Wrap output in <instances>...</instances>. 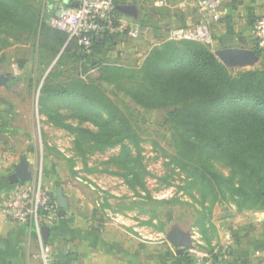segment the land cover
<instances>
[{
    "label": "rangeland",
    "instance_id": "1",
    "mask_svg": "<svg viewBox=\"0 0 264 264\" xmlns=\"http://www.w3.org/2000/svg\"><path fill=\"white\" fill-rule=\"evenodd\" d=\"M29 1L40 9V18L46 14L43 0ZM157 8L152 3L145 7L148 24ZM164 26L159 31L150 27L139 39L119 36L114 44L95 45L81 58L76 56L79 51L60 58L62 48L45 68L38 59V37L33 39L7 24L1 26L0 74L10 73V80L7 86L0 87V161H19L26 156L29 161L42 163L44 183L45 174L59 177V185L77 194L82 207L87 202L93 205L101 218L106 208L123 207L131 212L136 207L148 235L159 231L166 236L174 226L189 231L193 239L190 256L196 264L212 255L216 247L222 259L230 257L235 245L241 257L244 249L253 245V262L244 258L242 264H261L264 210L238 209L230 198L214 205L209 197L203 201L191 175L197 153L193 135L170 119L171 107L146 108L130 94L138 91L141 67L153 43L163 35ZM101 62L110 64L111 70L93 71L94 65ZM230 68L237 71L253 67ZM50 71L56 81L75 90H83V84L95 87L101 92V100L126 116L140 137L139 149L130 145L133 161H125L119 145L99 150L89 136L77 137L46 122L45 116L39 114L38 99ZM53 105L66 115L71 113L63 102ZM67 122L97 131L89 121L68 117ZM182 162L189 166L184 168ZM211 165L226 176L231 173L225 159L213 158ZM216 210L222 213L217 216Z\"/></svg>",
    "mask_w": 264,
    "mask_h": 264
},
{
    "label": "trees",
    "instance_id": "2",
    "mask_svg": "<svg viewBox=\"0 0 264 264\" xmlns=\"http://www.w3.org/2000/svg\"><path fill=\"white\" fill-rule=\"evenodd\" d=\"M40 13L29 0H0V27L7 24L33 39L38 37V59L43 68L62 48L60 58L78 51L77 58L86 55L75 40L68 41L64 31L49 23L51 10L41 18ZM118 37L95 38L92 47L114 44ZM209 47L191 40L154 46L141 67L139 89L130 94L146 108L171 107L170 119L193 135L197 153L191 175L203 201L209 197L214 205L230 198L238 209L264 210V64L232 71ZM254 50L264 58V47L255 46ZM111 67L107 62L94 65L97 71ZM53 76L52 71L46 75L38 99L39 114L46 122L77 137L89 136L99 150L119 145L125 161H133L130 145L139 149L140 137L126 116L101 100L95 87L83 84V90H75ZM58 102L71 113L66 115L53 105ZM68 117L89 121L97 131L67 122ZM213 158L225 159L231 166L230 175L214 169ZM71 259L70 254H53L54 264H70ZM215 260L221 261L222 255L215 254Z\"/></svg>",
    "mask_w": 264,
    "mask_h": 264
},
{
    "label": "crops",
    "instance_id": "3",
    "mask_svg": "<svg viewBox=\"0 0 264 264\" xmlns=\"http://www.w3.org/2000/svg\"><path fill=\"white\" fill-rule=\"evenodd\" d=\"M196 1L169 0L167 7L157 8L158 12L151 16L152 22L149 25L155 26V31H159L165 28L164 25L168 29L201 21L203 14L197 8ZM216 1L222 13L220 20L210 25L214 39L210 48L214 54L233 46L254 49L256 39L253 24L257 18L264 16V0ZM74 3L75 0H43L47 8L46 14L49 10L54 13L58 9H66ZM151 3L154 5V0H137L139 20L147 22L145 7ZM262 63L264 64V58L257 55V60L251 67ZM29 162L32 168L35 161ZM16 163L18 161H0V193L16 187L17 184L8 182L7 178ZM56 180L59 177L45 174L46 186L53 192L61 188L68 198L69 207L65 217L57 215L49 224L48 243L53 254L72 255L70 264H196L191 259V250L188 253H177L163 233H144L136 207L131 212L123 207L117 210L106 208L104 211L107 216L101 218L93 205L87 202L85 208L82 207L83 204L77 202V194L73 191L69 194L65 186L59 185ZM221 213V210L215 211L217 216ZM235 247L233 255L224 257L217 264H242L244 258L253 262V245L244 249V257L238 256V247ZM38 253L39 242L29 226L0 213V264H42ZM261 262L264 264V259Z\"/></svg>",
    "mask_w": 264,
    "mask_h": 264
},
{
    "label": "built area",
    "instance_id": "4",
    "mask_svg": "<svg viewBox=\"0 0 264 264\" xmlns=\"http://www.w3.org/2000/svg\"><path fill=\"white\" fill-rule=\"evenodd\" d=\"M76 5L58 9L50 23L68 35V41L75 40L85 53L91 50L95 38L106 35L126 36L139 39L150 29L144 20H134L117 10L118 0H75ZM169 0H154L156 7H167ZM196 6L203 19L186 26L169 27L153 43L157 46L165 41L191 40L212 46L214 39L210 25L221 18L222 11L216 0H197ZM256 46L264 47V16L253 24ZM93 71H97L94 68ZM28 181L17 184L15 188L0 193V213L13 221L26 223L35 233L39 242L38 257L42 264H54L53 253L48 242H44L41 226L49 225L57 217L58 204L54 192L44 183L42 163H34ZM53 194V196H52ZM218 253L214 248L213 254ZM206 255L199 264H217L214 255Z\"/></svg>",
    "mask_w": 264,
    "mask_h": 264
},
{
    "label": "water",
    "instance_id": "5",
    "mask_svg": "<svg viewBox=\"0 0 264 264\" xmlns=\"http://www.w3.org/2000/svg\"><path fill=\"white\" fill-rule=\"evenodd\" d=\"M76 5V3H74ZM137 0H118L117 10L121 14L134 20H139V9L136 6ZM221 62L228 67H251L257 60V55L252 48H243L239 46L226 47L215 54ZM10 73L0 74V87L7 86L10 80ZM32 171L30 162L26 156L20 157L18 163L13 167V172L8 175V182L12 184H23L31 177ZM55 197L58 204V217H65L69 207L68 198L64 195L61 188L55 191ZM41 235L44 242H48L50 235V226H41ZM166 239L176 248L177 253H188L193 248V239L189 231L182 230L178 226L172 227L166 233Z\"/></svg>",
    "mask_w": 264,
    "mask_h": 264
}]
</instances>
